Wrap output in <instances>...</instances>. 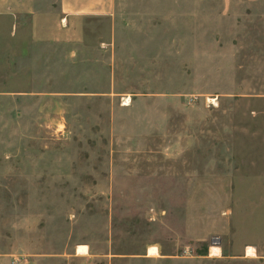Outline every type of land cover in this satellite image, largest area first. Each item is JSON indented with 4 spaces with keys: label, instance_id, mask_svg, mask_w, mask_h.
Masks as SVG:
<instances>
[{
    "label": "rangeland",
    "instance_id": "rangeland-1",
    "mask_svg": "<svg viewBox=\"0 0 264 264\" xmlns=\"http://www.w3.org/2000/svg\"><path fill=\"white\" fill-rule=\"evenodd\" d=\"M36 7L59 45H0V264H264V0Z\"/></svg>",
    "mask_w": 264,
    "mask_h": 264
},
{
    "label": "crops",
    "instance_id": "crops-1",
    "mask_svg": "<svg viewBox=\"0 0 264 264\" xmlns=\"http://www.w3.org/2000/svg\"><path fill=\"white\" fill-rule=\"evenodd\" d=\"M36 3L37 0H0V45H59L58 40L39 36L50 32L46 33L47 27L37 23L43 15L37 11ZM116 3L117 0H59L60 14L66 22L72 18L113 17ZM251 227L247 230L253 233ZM253 240L256 239L247 237L250 243L245 248L257 252L258 246Z\"/></svg>",
    "mask_w": 264,
    "mask_h": 264
},
{
    "label": "bare ground",
    "instance_id": "bare-ground-1",
    "mask_svg": "<svg viewBox=\"0 0 264 264\" xmlns=\"http://www.w3.org/2000/svg\"><path fill=\"white\" fill-rule=\"evenodd\" d=\"M124 103H125V102H124ZM77 251H78L79 254L84 255V254L87 253V247H85V246H81V247L78 248ZM212 253H213L214 255H219L220 250H219L218 248H217V249H213V250H212ZM148 254H149L150 256L157 255V254H158V249H157L156 247H151V248L148 249ZM254 254H255V249H252V248H248V249H247V255H248V256H254Z\"/></svg>",
    "mask_w": 264,
    "mask_h": 264
}]
</instances>
